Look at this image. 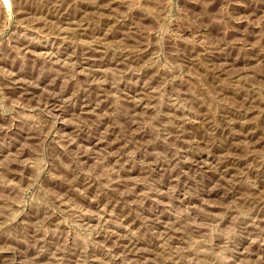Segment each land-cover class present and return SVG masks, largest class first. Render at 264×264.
<instances>
[{"label": "rangeland", "instance_id": "1", "mask_svg": "<svg viewBox=\"0 0 264 264\" xmlns=\"http://www.w3.org/2000/svg\"><path fill=\"white\" fill-rule=\"evenodd\" d=\"M0 264H264V0H0Z\"/></svg>", "mask_w": 264, "mask_h": 264}]
</instances>
